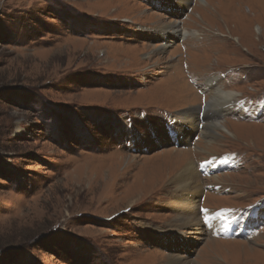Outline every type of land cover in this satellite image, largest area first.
<instances>
[{"label":"rangeland","instance_id":"obj_1","mask_svg":"<svg viewBox=\"0 0 264 264\" xmlns=\"http://www.w3.org/2000/svg\"><path fill=\"white\" fill-rule=\"evenodd\" d=\"M220 90L235 97L215 107ZM188 161L201 188L176 194ZM197 192L201 238L194 216L177 227ZM222 213L247 233L214 235ZM172 254L264 264V0H0V264Z\"/></svg>","mask_w":264,"mask_h":264},{"label":"bare ground","instance_id":"obj_2","mask_svg":"<svg viewBox=\"0 0 264 264\" xmlns=\"http://www.w3.org/2000/svg\"><path fill=\"white\" fill-rule=\"evenodd\" d=\"M191 1V0H190ZM170 11V10H169ZM193 14V13H192ZM180 26L179 25H175V24H173V23H171V24H169V26L167 25V26H163L162 27V30H157L156 32L157 33H159V34H162V35H166L167 33H171L172 35H174L176 38L179 36V35H181V32H180ZM155 32V31H154ZM171 37V36H170ZM170 42H168V43H166V44H169ZM213 82H215V81H210V86H213ZM215 85L217 86V84L215 83ZM214 85V86H215ZM210 86H209V88H210ZM213 86V87H214ZM205 93H203V96L205 97V98H207V96L206 95H204ZM218 94V98L216 99L218 102L216 103V104H213L215 107H217V104H219V105H222V107L223 106H226V105H228L229 104V102H233V98L235 97V94L234 93H232V92H225V91H222V90H220V93L218 92L217 93ZM212 97V96H211ZM231 104H233V103H230V105H229V109H231V107H232V105ZM201 107H198V108H193V109H190V111H183L182 113H180V114H185L186 112H192V111H194V114H200V111H201ZM239 109L240 108H237V109H235V110H237V111H239ZM193 114V113H192ZM187 116V115H186ZM192 119H190V121H191ZM184 122V121H183ZM192 122V121H191ZM186 123H187V121H186ZM170 125V124H169ZM196 125V124H195ZM224 126L225 125H221L220 123H217V124H214V125H209L208 126V131H210L211 132V134H212V136H213V134H215L214 133V129L215 128H224ZM207 127V126H206ZM205 127V128H206ZM211 127H212V129H211ZM175 129L173 126H169V129ZM197 129V128H196ZM179 130V128H176V131H178ZM181 130V129H180ZM227 130V129H226ZM155 133L156 134H159V132L158 131H155ZM156 134H154V135H156ZM179 134H181L180 132H179ZM211 134H209L208 133V135L209 136H211ZM217 135V134H216ZM241 135H246V136H248V135H250L251 137L252 136H258V135H256V134H253V133H247V134H241ZM189 136V135H188ZM249 136V137H250ZM156 137H158L159 138V135H156ZM183 141V140H182ZM134 144V143H133ZM185 144V143H184ZM159 145V144H158ZM161 145V144H160ZM181 148V147H180ZM180 153V155L179 156H181V159H183L182 157L184 156L183 155V153H181V152H179ZM176 155V154H175ZM213 155V154H212ZM170 161H172L173 163H178V161H179V157H177V159H175V160H170ZM182 161V160H181ZM182 163H183V161H182ZM195 165H196V161H188L187 163H186V166H185V168H182L180 171H179V174H178V177H180V178H184L185 180H183V184H179V181L178 182H174L175 184H176V194H177V192H180V191H185V190H188L189 188H193V191H196V190H198V188L197 187H200V185H198V184H196V183H193V181H189V180H193V178H191V177H193V175H194V172H195ZM198 169V168H197ZM197 175V174H196ZM188 180V181H187ZM218 181H219V179H217ZM201 188V187H200ZM195 195V196H194ZM193 195V198H191V199H189V195H187V194H184V193H181L179 196H178V198H179V202H180V205H179V207H181V210H187L188 211V208L189 207H192L191 208V210H190V212H189V219H187V218H177V223L179 224V225H177V227L178 226H180V227H186V228H188L192 223H194L195 221H196V223H197V225H191L190 226V228H192V229H194L195 230V232H196V234L195 233H193V235H198L199 236V234H198V231H201L203 228H202V224H201V222L198 220L199 218V212L200 211H198V210H200V209H198V206H197V203L194 201L195 199H197V197L200 195L199 194V192H197L196 194H194ZM174 197H177V196H174ZM173 197V198H174ZM177 200V199H176ZM181 213H183V212H181ZM180 213V214H181ZM239 215V214H238ZM186 216H187V213H186ZM193 216L194 217H196V219H195V221H192V219H191V217L193 218ZM221 216H223V217H220V216H217V217H210L209 219V222H208V229H209V231H213V233H215L214 235H216L217 233H219V231L220 232H224V231H226V232H228V233H234L235 235H239L240 233H235L233 230L235 229V225H234V223H232L229 219H228V217H227V215L226 214H224V213H222L221 214ZM233 220V219H232ZM206 223V222H205ZM206 226V225H205ZM204 227V226H203ZM177 229H180V228H177ZM220 229V230H219ZM172 230V231H171ZM171 230H162V234L164 235V238L165 239H171V237L172 236H175V235H177V236H179L178 238L177 237H173L174 238V243L177 241V239L179 240V242H181V241H183V239H184V236H183V232H179L178 230H176V229H171ZM241 231V230H240ZM245 231H241V234H243ZM188 238V237H187ZM198 238H201L200 236L198 237ZM192 239L193 238H188V239H184V242H185V244H186V246L187 247H189L190 245H191V242H194V241H192ZM187 241V242H186ZM216 242L217 241H211V244H216ZM220 244V242H217V244ZM233 244V243H232ZM183 245V244H182ZM185 246V247H186ZM175 248V249H178V248H182L181 247V245H179V244H177V245H174V246H172V248ZM184 247V246H183ZM220 249H221V247H220ZM188 250V249H187ZM170 259H169V261L167 262V263H165V264H187V263H181V262H184V258L183 257H178L177 255H175V254H172V255H170V256H168Z\"/></svg>","mask_w":264,"mask_h":264},{"label":"snow or ice","instance_id":"obj_3","mask_svg":"<svg viewBox=\"0 0 264 264\" xmlns=\"http://www.w3.org/2000/svg\"><path fill=\"white\" fill-rule=\"evenodd\" d=\"M202 211H203L204 213H207V212H208L207 209H203ZM207 220H208V217H207V215H205V222H207Z\"/></svg>","mask_w":264,"mask_h":264}]
</instances>
